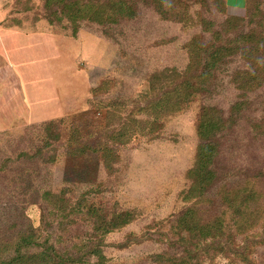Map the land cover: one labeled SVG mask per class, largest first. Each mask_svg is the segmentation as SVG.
I'll return each instance as SVG.
<instances>
[{
    "label": "rangeland",
    "instance_id": "obj_1",
    "mask_svg": "<svg viewBox=\"0 0 264 264\" xmlns=\"http://www.w3.org/2000/svg\"><path fill=\"white\" fill-rule=\"evenodd\" d=\"M89 9L100 15L82 19ZM1 44L0 254L48 248L96 264L100 249L105 264H168L154 258L184 256L175 220L194 206L220 213L219 188H254L264 205V0H0ZM201 48H227L207 80ZM206 111L223 122L219 181L198 205L190 172ZM255 204L248 261L200 264H264ZM123 213L132 221L106 234ZM31 235L39 245L22 248Z\"/></svg>",
    "mask_w": 264,
    "mask_h": 264
},
{
    "label": "trees",
    "instance_id": "obj_2",
    "mask_svg": "<svg viewBox=\"0 0 264 264\" xmlns=\"http://www.w3.org/2000/svg\"><path fill=\"white\" fill-rule=\"evenodd\" d=\"M99 13L104 14L103 12ZM97 15L100 14L94 15L91 9H89L82 19ZM201 49L202 50H198V52L203 51V53H207L210 59L205 62L202 73L203 78L207 80L224 58V52L227 48H224V50L222 49L223 53L219 52L220 50L211 52L208 48ZM253 49L243 50L244 56H251V52L259 54V46H255ZM201 83H204V85H200V92L204 91L203 87L206 86L205 81H201ZM256 83L257 78L255 75L248 77V81H246V85L249 87ZM186 93L187 90L183 88H179L175 91L177 95L176 98L183 103L188 102L191 97ZM207 112L208 111L203 114L198 125L200 136L198 159L196 166L190 172V176L193 178V185L189 193L195 197L197 200L196 204L198 205L202 201H209L207 196L208 192L215 187L219 181L218 172L214 168V163L220 154L217 135L219 134L218 131H220L221 128L223 129V122L218 118L214 120V117H211ZM236 122V118H232L231 120L228 119L227 127L229 130L235 127ZM80 151L83 153L85 150ZM221 188H219L218 194H216L220 199V205H222V211L220 213L209 217L207 216V210L203 214L202 210L194 206L184 211L171 226L169 230L172 236L171 238H176L178 242L181 243L184 249V256L175 259V257H170L167 254H160L154 258L155 262L168 264H200V262L204 261V255L214 257L221 254H231L239 257L242 262L248 261L246 255V251L249 249L248 244L251 241H255L249 234L258 225L257 221H254V217L250 215V202L255 201V203L258 204L261 194L254 188H241L232 192L227 191L226 188L221 190ZM261 206L264 208L263 204L255 206V211H257V213L261 214ZM253 215H255V213H253ZM132 219L130 213H123L116 216L115 219H112L107 225H104L103 230L106 234L113 232L115 229L129 224ZM237 241L242 246L237 245ZM178 242L174 240L172 244L176 246ZM21 243L22 248L25 247L26 249L33 245H39L33 235L28 237L22 236ZM211 251H213V253H211ZM86 254H83V256ZM88 254L98 259L96 264L106 263V257L100 249H95ZM80 257L82 256L78 255L74 258L69 257L65 259V256H60L56 252L49 251L47 248L46 252H39L36 254H23L22 251H17L16 256L8 258L6 255L0 254V264H19L23 260L26 264H77L82 263Z\"/></svg>",
    "mask_w": 264,
    "mask_h": 264
},
{
    "label": "crops",
    "instance_id": "obj_3",
    "mask_svg": "<svg viewBox=\"0 0 264 264\" xmlns=\"http://www.w3.org/2000/svg\"><path fill=\"white\" fill-rule=\"evenodd\" d=\"M0 47H3V50H6V46H5V44H1ZM15 53H16V52H15ZM15 53H14V54H15ZM12 56H13V58H14L16 61H17V58L20 57L17 53H16L15 55L12 54Z\"/></svg>",
    "mask_w": 264,
    "mask_h": 264
}]
</instances>
